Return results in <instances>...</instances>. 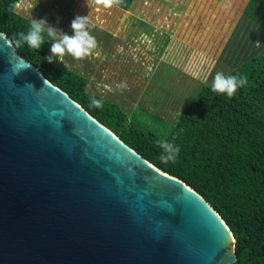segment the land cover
<instances>
[{
  "label": "water",
  "instance_id": "obj_1",
  "mask_svg": "<svg viewBox=\"0 0 264 264\" xmlns=\"http://www.w3.org/2000/svg\"><path fill=\"white\" fill-rule=\"evenodd\" d=\"M234 241L0 31V264H230Z\"/></svg>",
  "mask_w": 264,
  "mask_h": 264
},
{
  "label": "trees",
  "instance_id": "obj_2",
  "mask_svg": "<svg viewBox=\"0 0 264 264\" xmlns=\"http://www.w3.org/2000/svg\"><path fill=\"white\" fill-rule=\"evenodd\" d=\"M141 1L123 0L120 7L135 10ZM165 1L173 7L179 4ZM16 2L19 6L22 0H0V31L18 54L129 147L199 192L234 236L236 259L230 264H264V50L248 53L251 43L246 44L243 49L248 56L224 74L247 77V85L233 97L213 92V82L204 84L178 113L176 122L159 129L154 120L137 118L116 100L89 92V80L80 73L54 59L48 63L44 58L51 41L47 38L39 50L27 44L16 47L17 34L27 33L30 26V19L14 10ZM241 15L264 29V0H247ZM93 97L103 101V108L89 107ZM161 139L179 146L174 163L160 161L162 149L157 141Z\"/></svg>",
  "mask_w": 264,
  "mask_h": 264
},
{
  "label": "rangeland",
  "instance_id": "obj_3",
  "mask_svg": "<svg viewBox=\"0 0 264 264\" xmlns=\"http://www.w3.org/2000/svg\"><path fill=\"white\" fill-rule=\"evenodd\" d=\"M184 1L187 5L180 9L176 24H168L163 14L152 11L150 15L157 28L171 31L167 41L155 32L147 33L146 37L141 29L143 25H134V18L129 19V25L122 26L123 18L128 16L126 11L116 6L105 9L92 4L91 0H23L19 6L15 5L14 10L29 19L44 18L49 25L69 35L72 34L70 23L74 18L70 13L89 15L97 24L90 30L96 40L102 39V29L118 32V43L121 42L123 47L115 56L110 51L97 57L96 48L91 57L83 60H75L70 55L63 57L64 63L53 59L88 78L89 92L116 100L128 114L144 121L154 120L156 128L161 129L164 126L170 128L176 122L178 113L194 98L200 86L213 82L217 72L225 74L246 58V44L254 42L256 50L253 48L251 53L258 52L257 48L264 50V29L251 33V28L245 30L246 27L237 23L246 0H230L228 7L222 5L229 0L218 1L215 6L209 4L215 0ZM199 1L202 6L189 8L190 2H197L194 5L198 6ZM35 3L38 4L32 9L30 5ZM114 21L121 25L120 28L127 27L125 32L117 28ZM248 33H251L250 38ZM195 52L197 54H192ZM121 82H126L127 87L117 90L116 85Z\"/></svg>",
  "mask_w": 264,
  "mask_h": 264
},
{
  "label": "clouds",
  "instance_id": "obj_4",
  "mask_svg": "<svg viewBox=\"0 0 264 264\" xmlns=\"http://www.w3.org/2000/svg\"><path fill=\"white\" fill-rule=\"evenodd\" d=\"M91 3L96 6H102L105 9H111L113 6L119 7L123 0H91ZM37 4H32L30 7L33 9ZM229 4L230 0L229 3L222 6L228 7ZM96 27L97 24L93 22L89 15H76L70 23L72 34L69 35L49 25L44 18L36 19L31 17L27 33L20 32L17 34L18 38L15 39V46L22 47L27 44L30 49L39 50L47 38L48 41H51V54L44 58L48 63H52L54 57L64 63L63 57L65 55H70L75 60H83L97 48V40L90 31ZM65 67H67L66 64ZM247 83V77L241 76L239 73L225 76L223 73L217 72L213 78L211 89L217 94L231 98L239 88L246 86ZM126 87V82L116 85L117 90H123ZM109 90L111 91L112 89ZM89 107L103 108V101L94 97L90 98ZM157 144L162 149L159 156L160 161L165 164L174 163L180 151L179 146L166 139L158 140Z\"/></svg>",
  "mask_w": 264,
  "mask_h": 264
},
{
  "label": "crops",
  "instance_id": "obj_5",
  "mask_svg": "<svg viewBox=\"0 0 264 264\" xmlns=\"http://www.w3.org/2000/svg\"><path fill=\"white\" fill-rule=\"evenodd\" d=\"M218 1H221V0H215L214 2H211L210 1L209 4H213L212 6H215L216 3H218ZM176 2L177 3H180V4H178L177 7H173L171 5H168V2L165 1V0H163V1H160V0H156V1L155 0H142L141 2H139L138 4H136V9L135 10H133V9H125V8H122V7L119 6L118 8L121 9V10L126 11V13L128 15L127 17H124L123 18V21H122L123 24H122V26L129 25V19H133L134 18L133 21H136V23L134 25H137V24L138 25L141 24V26L143 25V27H141V29H144V31H145L144 34H146V37H147V33L154 34V32H155V33H157L156 35L159 34V35L164 36L165 39H166V41H167V39L170 40L169 37L171 36V31L170 32L169 31H163L162 29L157 28L154 25V23L152 22V19H150V18L152 16V11H154V14H161V15L163 14L164 16H166L167 17L168 24H169V22H171L172 24H176V22L179 21V12H180L179 7H180V5H184V6L187 5V2L185 3L184 0H177ZM16 3H15V5H16ZM195 3H197V2H193V3L190 2V4L188 5L189 8H193L194 9V8H198L199 6H202V1H199L198 2V6H195L194 5ZM15 5H14V7H15ZM159 6H161L162 8H159ZM70 9H71V7H70ZM70 15H71L70 17H75L76 16V15H74V13H70ZM72 19H74V18H72ZM114 23L117 25L118 22H115L114 21ZM237 23L241 24L243 27H246L245 30L247 28H251V31H250L251 33L254 32L255 30L260 31V29H261L259 25L255 24L250 19H248V18L244 17L243 15H241V11L239 12V14L237 16ZM120 26H118L117 28H120ZM120 29H122L125 32V29H127V27H121ZM170 29H171V27H170ZM112 32L104 31L102 29V39L101 38L100 39L97 38V49H98L97 50V55H96L97 57L99 56L98 54H100L101 57H103L102 54H104V53L106 54V53H108L110 51H112V56H115V54H117V52H120L121 51V47H123V46L121 45V42L118 43L119 40L117 39V35L119 33L118 32H115V31H112ZM251 33H248V38L251 37ZM152 34H151V36H152ZM244 35H246V34H244ZM113 37H116V38H113ZM112 38L114 39L113 40V43H111ZM254 38H255V36H254ZM146 42L149 43L147 41V38H146ZM250 43H251V45L249 47V50H247L248 53H251V51L254 48L253 47L254 42L253 43L250 42ZM151 44L152 43H149V45H151ZM49 49H50V47H49ZM254 49L256 50V48H254ZM258 51H261V50L258 49ZM255 53H257V52H254L252 54H255ZM47 54H48V52H47ZM144 54L146 56V54H147L146 53V50H145V53ZM192 54L195 55V54H197V52L192 53ZM91 56L92 55H89L88 57H91Z\"/></svg>",
  "mask_w": 264,
  "mask_h": 264
},
{
  "label": "bare ground",
  "instance_id": "obj_6",
  "mask_svg": "<svg viewBox=\"0 0 264 264\" xmlns=\"http://www.w3.org/2000/svg\"><path fill=\"white\" fill-rule=\"evenodd\" d=\"M232 240H233V239H232ZM232 240H231V241H232Z\"/></svg>",
  "mask_w": 264,
  "mask_h": 264
}]
</instances>
